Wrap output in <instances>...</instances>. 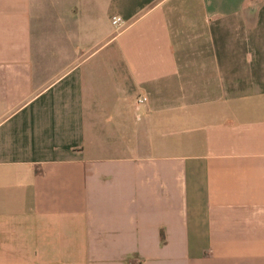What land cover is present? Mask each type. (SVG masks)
Wrapping results in <instances>:
<instances>
[{
    "label": "crops",
    "instance_id": "0c3cea01",
    "mask_svg": "<svg viewBox=\"0 0 264 264\" xmlns=\"http://www.w3.org/2000/svg\"><path fill=\"white\" fill-rule=\"evenodd\" d=\"M0 264H264V0H0Z\"/></svg>",
    "mask_w": 264,
    "mask_h": 264
},
{
    "label": "built area",
    "instance_id": "2783aa9c",
    "mask_svg": "<svg viewBox=\"0 0 264 264\" xmlns=\"http://www.w3.org/2000/svg\"><path fill=\"white\" fill-rule=\"evenodd\" d=\"M123 23L124 22L120 17L115 16L111 18V24L115 27H120ZM145 101H146L145 97H139L136 99V105L143 103Z\"/></svg>",
    "mask_w": 264,
    "mask_h": 264
}]
</instances>
